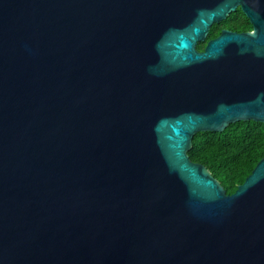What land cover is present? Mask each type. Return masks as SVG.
Segmentation results:
<instances>
[{
  "label": "water",
  "instance_id": "water-1",
  "mask_svg": "<svg viewBox=\"0 0 264 264\" xmlns=\"http://www.w3.org/2000/svg\"><path fill=\"white\" fill-rule=\"evenodd\" d=\"M249 120L264 0H0V264H264V157L228 194L189 156Z\"/></svg>",
  "mask_w": 264,
  "mask_h": 264
},
{
  "label": "trees",
  "instance_id": "trees-1",
  "mask_svg": "<svg viewBox=\"0 0 264 264\" xmlns=\"http://www.w3.org/2000/svg\"><path fill=\"white\" fill-rule=\"evenodd\" d=\"M242 14L239 8L225 20L214 23L207 40L198 43L197 48L204 50L207 41L217 37L224 27L240 29L237 21ZM189 156L193 161L205 164L227 193L231 194L264 157V123L238 121L229 124L221 132H198L193 138Z\"/></svg>",
  "mask_w": 264,
  "mask_h": 264
},
{
  "label": "flooded vegetation",
  "instance_id": "flooded-vegetation-1",
  "mask_svg": "<svg viewBox=\"0 0 264 264\" xmlns=\"http://www.w3.org/2000/svg\"><path fill=\"white\" fill-rule=\"evenodd\" d=\"M239 8L241 9V12L243 13L241 16V19L237 21L240 29H231V30L237 31V32H252L255 28L254 24L251 22L250 18L243 12L242 8L241 7ZM224 28H227V27H224Z\"/></svg>",
  "mask_w": 264,
  "mask_h": 264
}]
</instances>
